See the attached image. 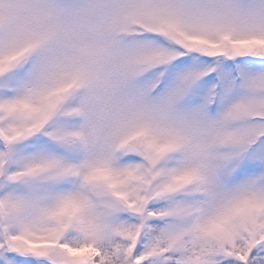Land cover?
Segmentation results:
<instances>
[{
	"label": "snow or ice",
	"instance_id": "obj_1",
	"mask_svg": "<svg viewBox=\"0 0 264 264\" xmlns=\"http://www.w3.org/2000/svg\"><path fill=\"white\" fill-rule=\"evenodd\" d=\"M0 264H264V0H0Z\"/></svg>",
	"mask_w": 264,
	"mask_h": 264
}]
</instances>
